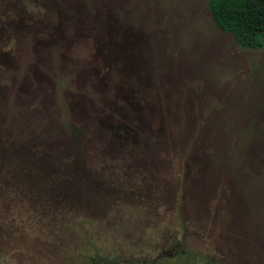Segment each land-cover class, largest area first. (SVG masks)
Returning a JSON list of instances; mask_svg holds the SVG:
<instances>
[{
    "label": "rangeland",
    "instance_id": "obj_1",
    "mask_svg": "<svg viewBox=\"0 0 264 264\" xmlns=\"http://www.w3.org/2000/svg\"><path fill=\"white\" fill-rule=\"evenodd\" d=\"M207 2L0 0V264H264V47Z\"/></svg>",
    "mask_w": 264,
    "mask_h": 264
},
{
    "label": "trees",
    "instance_id": "obj_2",
    "mask_svg": "<svg viewBox=\"0 0 264 264\" xmlns=\"http://www.w3.org/2000/svg\"><path fill=\"white\" fill-rule=\"evenodd\" d=\"M208 9L215 25L231 34L240 47L259 49L264 47V0H208ZM75 139L80 140L83 132L71 123H66ZM74 172V169L71 168ZM78 179L75 180V183ZM64 190L65 189L64 187ZM94 264H107L97 257ZM184 264H192L185 262Z\"/></svg>",
    "mask_w": 264,
    "mask_h": 264
}]
</instances>
